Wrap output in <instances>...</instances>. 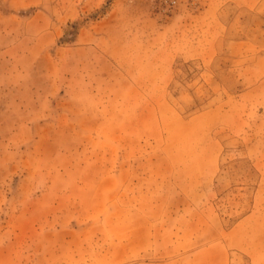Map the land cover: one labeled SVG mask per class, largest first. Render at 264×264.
Listing matches in <instances>:
<instances>
[{
	"label": "rangeland",
	"instance_id": "rangeland-1",
	"mask_svg": "<svg viewBox=\"0 0 264 264\" xmlns=\"http://www.w3.org/2000/svg\"><path fill=\"white\" fill-rule=\"evenodd\" d=\"M177 240L264 264V0H0V264Z\"/></svg>",
	"mask_w": 264,
	"mask_h": 264
},
{
	"label": "crops",
	"instance_id": "crops-1",
	"mask_svg": "<svg viewBox=\"0 0 264 264\" xmlns=\"http://www.w3.org/2000/svg\"><path fill=\"white\" fill-rule=\"evenodd\" d=\"M182 236L183 235H181V237ZM181 243V241L177 240L174 242L172 247L174 252L180 253L179 255H175L173 264H228V257L226 255L225 249L215 242H211L203 246L190 247L191 245L188 241L185 245H182L180 248H178V244ZM188 250H190V253L189 255H185L187 258L183 260V253H185L184 251ZM166 263H170V261H167Z\"/></svg>",
	"mask_w": 264,
	"mask_h": 264
}]
</instances>
